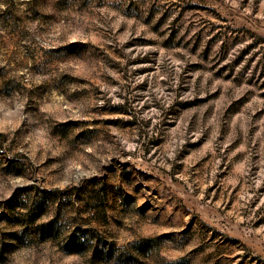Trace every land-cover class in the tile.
<instances>
[{
    "label": "rangeland",
    "instance_id": "1",
    "mask_svg": "<svg viewBox=\"0 0 264 264\" xmlns=\"http://www.w3.org/2000/svg\"><path fill=\"white\" fill-rule=\"evenodd\" d=\"M0 5V264H264V0Z\"/></svg>",
    "mask_w": 264,
    "mask_h": 264
},
{
    "label": "clouds",
    "instance_id": "2",
    "mask_svg": "<svg viewBox=\"0 0 264 264\" xmlns=\"http://www.w3.org/2000/svg\"><path fill=\"white\" fill-rule=\"evenodd\" d=\"M4 6L3 5H0V8H3Z\"/></svg>",
    "mask_w": 264,
    "mask_h": 264
}]
</instances>
